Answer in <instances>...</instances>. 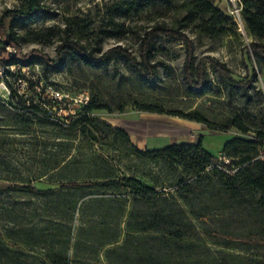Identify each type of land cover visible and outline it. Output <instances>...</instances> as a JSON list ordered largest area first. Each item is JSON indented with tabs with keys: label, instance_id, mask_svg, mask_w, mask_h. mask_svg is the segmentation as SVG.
Wrapping results in <instances>:
<instances>
[{
	"label": "trees",
	"instance_id": "trees-1",
	"mask_svg": "<svg viewBox=\"0 0 264 264\" xmlns=\"http://www.w3.org/2000/svg\"><path fill=\"white\" fill-rule=\"evenodd\" d=\"M239 1L245 27L252 37L244 49L253 53L257 65L242 78H236L218 58L207 54L198 57L195 52L188 28L211 37L240 35L235 17L213 0H119L111 7L112 16L121 17L113 20L112 30L95 31L85 18L68 17L59 46L72 58L94 66L106 67L119 56L131 69L154 80L159 72L154 60L155 39L163 34L182 39L186 50L182 70L189 87L200 92L214 89L211 68L225 86L238 89L246 102H254L257 95L261 107L257 112L235 111L221 120L197 110H166L157 104H141L139 108L178 115L211 129L236 128L239 135L223 147V155L231 159L230 163L220 161L205 147L203 135L197 142L139 148L128 129L98 113L102 109L123 111L125 100L114 108L99 94L91 93V99L77 113H60V100L46 96L45 88L37 90L38 80L10 67L34 56L46 65L66 60L37 48L25 52L16 29L7 25L8 16H34L42 0H22L19 6L5 12L0 20V64L10 92L8 99L0 97V181L6 182L0 184V264H101V248L121 236L129 191L132 207L126 237L107 249L110 264H184L202 251L204 244L198 241L202 231L216 243L257 249L259 256L242 255L241 259L246 260L244 264H264L260 257L264 255V158L258 157L264 145V96L256 83L257 68L264 64V0ZM139 11L154 19L141 32L140 56L122 43L103 50L102 39L128 32L131 26L125 20ZM7 45H13L14 50ZM9 74L28 78L29 86L24 90L16 86ZM19 139L29 145L27 152H33V166L12 156ZM98 142L107 144V149L129 146L137 156L181 165L186 176L174 183V190L158 189L135 177L119 178L111 158L96 146ZM234 214L245 222L239 233L249 240L229 238L230 233L237 232L222 228L224 220ZM208 217L220 221L217 235ZM224 261L227 255L217 256L215 264Z\"/></svg>",
	"mask_w": 264,
	"mask_h": 264
},
{
	"label": "rangeland",
	"instance_id": "rangeland-1",
	"mask_svg": "<svg viewBox=\"0 0 264 264\" xmlns=\"http://www.w3.org/2000/svg\"><path fill=\"white\" fill-rule=\"evenodd\" d=\"M117 1L119 0H42L41 9L29 19L6 17L7 25L16 29L22 49L25 52L37 48L58 60L60 57L66 59L64 63L59 65H46L40 57L34 56L29 60H20L10 65L11 69L17 72L21 70L34 80H38L39 83L36 84L35 88L37 90L45 88L46 96L60 100L63 107L60 109V113L63 114L77 113L91 99V93L93 95L99 94L103 100H108L114 108L117 107L119 102L125 100L127 103L123 111L110 112L108 109H102L98 113L103 119H107L113 124L123 123L128 130L134 133L138 132L139 127H141L142 135L146 131H150L148 127L152 123L162 124L158 126L160 127L158 130L162 131H169V125L170 127L173 126V129L177 130L175 134L178 139L186 138L190 134L186 125L174 123L175 117H183L143 111L139 108L141 104H157L162 105L166 110L177 109L183 112L197 110L204 112L213 120H221L235 111L247 113L248 109L254 112L259 110L261 105L258 104L257 95H255L254 102H246L241 97L238 89L225 86L218 74L211 68V76L216 86L214 89L200 92L189 87L182 70L186 57L184 41L166 34L155 39L154 60L159 72L154 80H149L131 69L119 56H116L106 67H103L76 60L64 49L59 50V46L63 42L64 27L68 17L81 16L85 18L91 29L95 31L100 29L112 30L113 20H120L121 18L112 16L111 7ZM122 1L133 2L135 0ZM213 1L224 11L235 17L240 35L211 37L200 34L193 28H188V33L195 42V52L198 57L207 54L218 58L230 67L236 78H242L248 70L252 71V67L257 65L253 53L244 49V46L250 42L252 37L245 27L240 1ZM21 3L22 0H0V20L4 18V14L9 8L17 7ZM152 16L146 12L141 14V11H139L126 19L125 23L130 25L131 29L126 33L104 37L102 39L103 50L122 43L140 56V35L145 25L154 22ZM0 36H2L1 31ZM93 36H96V34ZM92 42H95V39H92ZM2 44L3 41L0 38V46ZM6 47L9 50H14L13 45H7ZM2 67L4 66L2 65ZM257 69L259 80L256 83L264 96V64ZM8 78L23 90L29 86L30 81L28 78L20 79L18 76L11 74L8 75ZM9 92L10 88L0 73V97L8 99ZM140 115L141 121L138 120ZM153 118H162V120H154ZM201 124L202 128L206 129L200 134L203 135L204 145L220 161H224L222 154L219 153L220 149H222L228 138L239 135V131L234 127L228 130L211 129L206 124ZM144 126L146 127L144 128ZM189 129L192 131L193 127H189ZM4 132L6 133L7 130L5 129ZM17 137L22 138L20 135H17ZM19 140L14 145L17 149L15 148L11 152L12 156L24 162L27 166H33L35 162L33 152H27L29 145L27 143L23 144L22 139ZM149 140L151 146L160 147L168 144L167 138L164 140L159 136H150ZM96 146L103 148L101 149L102 152L111 158L115 174L119 178L124 176L135 177L146 184L156 186L158 189L174 190V183L186 176V171L181 165L153 161L146 157L137 156L132 153L129 146L124 145L120 149H107L108 145L102 142H98ZM258 157L264 158V145L259 148ZM2 183L6 182L0 181V184ZM40 185L47 186L46 183H40ZM131 207L132 195L129 191L127 208L121 221V236L116 242L101 248L99 252L101 264H110L106 258L107 249L124 241ZM237 216V214H234L232 217L226 218L222 228L237 232L230 233L229 238L249 240V237L239 233L243 232L245 222L237 220ZM217 219V217L207 218L216 235L219 228H221V223ZM1 231L4 234L2 226ZM5 240L14 245L7 237H5ZM198 241L204 244V247L200 249L202 251L188 259V262H184V264H215L216 257L222 255H227V261H224L223 264H244L246 260L241 259L242 255L259 256L255 248L245 250L216 243L204 231H202V237ZM18 246L27 248L22 244H18ZM260 257L264 258V255H260Z\"/></svg>",
	"mask_w": 264,
	"mask_h": 264
},
{
	"label": "crops",
	"instance_id": "crops-1",
	"mask_svg": "<svg viewBox=\"0 0 264 264\" xmlns=\"http://www.w3.org/2000/svg\"><path fill=\"white\" fill-rule=\"evenodd\" d=\"M154 120H162V118H153ZM174 123L176 124H180V125H186L187 129L189 130V134L190 135H187L186 138H183V139H178V137L176 136L175 133H177L176 131L177 130H174L173 129V126L170 127L169 125V131H162V130H158L160 127H158L159 125L161 126L162 124H159V123H152L148 128L150 131H146L147 134L143 133V135L141 134V127H139V130L138 132L134 133L132 132L131 130H128L130 135H131V138L133 140V142L139 147V148H142V149H145V148H160V147H164V146H160V147H157V146H151V142L149 140V137L150 136H159V137H162L164 138V140L167 138V142L169 144H173V143H177V142H182V141H186V142H197L199 141L200 139V134L203 130H206V129H203L202 128V124L201 122H198V121H195V120H190V119H183V118H174ZM138 120L141 121V115L138 117ZM141 123V122H140ZM114 125H117V126H122V127H126V125H124L123 123H115ZM141 125V124H140ZM168 126V125H166ZM146 126H144L145 128ZM189 127H193V130L191 131V129H189ZM198 134V135H197ZM233 137H230L226 140V142L231 139ZM225 142V143H226ZM224 143V145H225ZM165 145V146H167ZM206 147V146H205ZM224 147V146H223ZM223 147L222 149H220V154L223 155ZM207 148V147H206ZM208 149V148H207ZM209 150V149H208ZM210 151V150H209ZM212 152V151H211ZM213 153V152H212Z\"/></svg>",
	"mask_w": 264,
	"mask_h": 264
},
{
	"label": "built area",
	"instance_id": "built-area-1",
	"mask_svg": "<svg viewBox=\"0 0 264 264\" xmlns=\"http://www.w3.org/2000/svg\"><path fill=\"white\" fill-rule=\"evenodd\" d=\"M3 71H4V67H2V64H0V73L3 74ZM222 159L224 160L225 163H230L231 162V159L228 156H226V155H222ZM218 166H221V165L218 164Z\"/></svg>",
	"mask_w": 264,
	"mask_h": 264
}]
</instances>
